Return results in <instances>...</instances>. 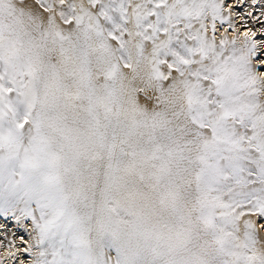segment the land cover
<instances>
[{
	"label": "snow or ice",
	"instance_id": "obj_1",
	"mask_svg": "<svg viewBox=\"0 0 264 264\" xmlns=\"http://www.w3.org/2000/svg\"><path fill=\"white\" fill-rule=\"evenodd\" d=\"M245 3L0 0V264H264Z\"/></svg>",
	"mask_w": 264,
	"mask_h": 264
},
{
	"label": "rangeland",
	"instance_id": "obj_2",
	"mask_svg": "<svg viewBox=\"0 0 264 264\" xmlns=\"http://www.w3.org/2000/svg\"><path fill=\"white\" fill-rule=\"evenodd\" d=\"M226 4H229V2L226 1ZM248 4L250 6L249 0H246V5H248ZM233 5H235V4H233ZM243 9H244V6L235 8V10H237V11L239 10V12H242V13L245 11ZM233 19H234V16H233ZM259 26H261V25L260 24H256V28H259ZM224 27H227V26L225 25ZM218 28H219V23H218ZM221 34H224L223 33V29H221ZM257 38L259 39L261 37L258 35ZM0 222H4L2 220V218H0ZM5 223L8 224V227L11 229V232H7V236H5L3 234H0V243H2L4 245H7L10 240L15 239V243L17 244V246L23 247L24 245L21 244V241L19 240V236L23 235L25 237V239H27V234L23 230H21L18 227H16L11 221H7ZM5 231H7V230H5ZM12 232L16 233L15 237L12 236ZM5 256H6L5 248L0 247V257H5ZM20 259L27 260V259H29V257H27L25 254H19L18 257H17V261L16 262H13L11 259H6L5 260V264H18V261Z\"/></svg>",
	"mask_w": 264,
	"mask_h": 264
},
{
	"label": "bare ground",
	"instance_id": "obj_3",
	"mask_svg": "<svg viewBox=\"0 0 264 264\" xmlns=\"http://www.w3.org/2000/svg\"><path fill=\"white\" fill-rule=\"evenodd\" d=\"M226 1H228L229 2V4H235V0H226ZM249 2H250V0H249ZM244 6V9L243 10H245V8L246 7H249V4L248 5H246V3H245V5H241V6H239V7H243ZM236 12H239V10L237 11V10H235ZM242 13V12H241ZM258 13H255L254 15H257ZM234 22L237 24V27H238V29H239V31L242 33L243 32V29L242 28H240V24H241V21L239 20V18L238 17H236L235 15H234ZM249 28H253V29H255L256 28V25H253L252 24V22H251V19H249ZM259 27H261V26H259ZM233 33H230L229 32V35H232ZM258 39V38H257ZM7 239V238H6Z\"/></svg>",
	"mask_w": 264,
	"mask_h": 264
},
{
	"label": "clouds",
	"instance_id": "obj_4",
	"mask_svg": "<svg viewBox=\"0 0 264 264\" xmlns=\"http://www.w3.org/2000/svg\"><path fill=\"white\" fill-rule=\"evenodd\" d=\"M261 77L264 78V74H261Z\"/></svg>",
	"mask_w": 264,
	"mask_h": 264
}]
</instances>
